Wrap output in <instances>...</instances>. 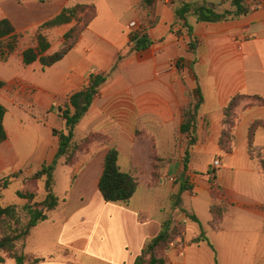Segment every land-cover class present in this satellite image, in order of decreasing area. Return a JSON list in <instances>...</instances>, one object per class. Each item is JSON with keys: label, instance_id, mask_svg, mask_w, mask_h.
Listing matches in <instances>:
<instances>
[{"label": "crops", "instance_id": "0c3cea01", "mask_svg": "<svg viewBox=\"0 0 264 264\" xmlns=\"http://www.w3.org/2000/svg\"><path fill=\"white\" fill-rule=\"evenodd\" d=\"M139 1L0 0V20L9 19L12 22L14 35L23 33V26H17V23L33 21L40 25L71 4L94 3L97 9L96 18L80 35L73 49L55 64H64L67 72L62 73L61 77H53L43 85L34 76H29V72L35 73L36 67L26 72H13L9 78L0 75L1 80L9 79L10 85L21 90L32 89L27 96L28 104L39 105L46 111L58 108L70 94L83 87L90 74L109 71L121 54L123 60L100 86L98 97L78 125V135L103 131L115 137V143L121 140L131 147L136 142L141 145L146 143L135 136L136 127L141 125L157 144L164 145L165 155L173 152L176 139L182 145L178 160L173 162L178 167L177 173L169 175V170H163L156 188H149L147 179L141 191L138 183L137 191L128 204L106 203L98 191L108 148L86 157L74 171H68L62 195H56L61 202L64 201L63 205L33 230L25 243V252L44 259L37 264H134L143 244L159 233L163 222L170 220L173 207L171 197L177 196L182 179L187 176L192 187L181 194L180 207L196 216L191 206H185L183 195L187 193L192 198L204 192L210 198L208 173L212 170L213 162L218 160L220 165L215 171L216 180L225 189V198L232 206L220 230L212 231L219 234L216 241L210 242L207 238L216 251L217 264H264V175L259 171H219L226 160H235L238 156L246 158L251 164L247 152L248 128L253 121L264 122V107L254 106L244 111L242 107L237 108L233 152L224 154V158L214 159L208 166L210 171L207 168L203 171L201 166L204 155L219 157V153H222L218 148L222 111L229 100L238 93L264 97V1H251V11L235 20L197 23L192 16L186 22L177 21L174 14L176 2L159 0L156 6L159 20L148 31L152 45L144 51L127 54L128 24L136 20L135 6ZM183 1L191 4L203 1L219 3V0ZM31 6L36 8V16L29 10ZM114 6L129 9L127 11L131 17L127 22H105L108 11ZM26 15H29V19L25 18ZM71 25H62L51 31L66 27V32ZM193 41L194 51L190 48ZM31 46H35V43ZM52 48L49 53L55 51ZM13 57L14 54H11L8 62ZM35 64L38 63L26 67ZM59 79L62 81L57 87ZM197 89L204 101L195 128L184 136L178 133L182 123L181 111L191 101L190 94ZM15 99L7 95L4 87L0 88V104L7 110L3 118L7 139L0 143V175L22 172L31 176L43 162L53 160L57 151V137L49 134L46 125L44 137L39 139L41 142L38 140L41 144L36 156L38 166L33 171L27 168V159L20 150L25 121L14 114L11 120L8 119L9 107L23 111L14 106ZM188 140L193 141L189 147ZM254 143L264 147L263 128L256 129ZM146 144L149 153V145ZM187 157L190 162L186 163L184 170ZM147 158L146 177H149V154ZM58 164H63L62 160ZM127 164V170L120 169L130 173L141 171L137 167V159L132 158L131 165L129 162ZM23 169L28 171H21ZM166 175L168 183L162 181ZM169 177H178V182L170 183ZM167 184L172 187L169 188ZM207 209L208 216L204 223L209 226V206ZM178 210L176 208L173 212V221ZM197 233L193 237H197ZM182 241V255L175 248L165 253L171 264H199L200 258L203 259L201 254L205 256V264H214V253L207 242L192 247L188 241ZM66 250L69 256L64 254ZM187 256L192 257L188 259ZM0 264L15 262L6 259Z\"/></svg>", "mask_w": 264, "mask_h": 264}, {"label": "trees", "instance_id": "16d2710c", "mask_svg": "<svg viewBox=\"0 0 264 264\" xmlns=\"http://www.w3.org/2000/svg\"><path fill=\"white\" fill-rule=\"evenodd\" d=\"M171 1H175L177 4L174 10L177 21L186 22L187 18L192 16L197 23H219L247 15L251 11L250 2L253 0H221L219 3L203 1L200 4H191L183 0ZM158 2L159 0H140L137 3V9L148 12L149 15L153 16V19L149 21L146 32L143 35L129 38L126 47L127 54L144 51L152 45L148 31L159 20L156 14ZM96 16L97 9L94 3H75L63 7L54 18L38 26L35 33V46L27 47L21 53L22 65L26 67L37 62L42 69H45L60 62L73 49L80 35L88 28ZM66 24L72 25L63 34L62 46L58 50L49 53L51 44L47 40L45 31ZM14 32L15 28L9 19L0 20V62H6L16 50L18 43ZM190 48L194 51L195 41L190 44ZM123 58L124 56L119 54L115 64L107 72L90 74L83 87L79 91L70 94L63 105L58 107L61 127L60 129L53 128L51 131L52 135L57 137V151L50 163L43 162L39 170L29 177L22 178V172L0 175V263H3L6 259L13 260L15 264H37L44 260L33 254L26 253L25 243L32 235L33 230L47 220L51 212L64 203V201L61 202L59 200L53 189V173L58 161L62 159L64 165L74 170L78 162V154L81 151L88 152L97 143L105 146L109 145V142H107L109 137L105 133L92 131L77 137L76 130L83 118L87 116L100 86L117 69ZM2 85L3 82L0 81V87ZM192 94H190L191 101L181 111L182 123L179 126L178 133L184 136H187L195 128L198 112L204 101L199 89ZM254 106L264 107V97L238 93L224 107L222 111L221 136L218 142V148L223 154H231L233 152L234 117L237 108L242 107L244 111L246 108ZM6 111V108L0 104V143L7 139L3 126V118ZM257 128L264 129V122L253 121L250 124L247 133V152L253 167H256L264 175V147H258L254 143ZM186 155H188V152H186ZM118 159L119 151L116 145L108 146L103 159L98 191L106 203L128 204L137 191L138 178L135 174L122 171L119 167ZM156 160H159L158 157L153 155L150 163V177L147 183L149 188H156L161 176H163V170H158V166L155 164ZM186 168L185 162L184 170ZM19 178L23 179V182L21 188L15 192V195L18 199L24 201L20 210L16 205H3L1 202L3 191L10 186L13 180H18ZM214 180H216L215 174L212 180L208 181L211 201L209 205L211 214L209 226L213 231H218L232 204L227 198H224L226 196L225 189L219 186L223 199L216 203ZM33 186L34 190L31 189ZM188 190L190 191L191 187L187 186L186 181L183 180L179 193L175 197L177 203L174 202L173 209H180L186 218L199 223L194 214L179 206L181 194ZM177 237H180L179 227L170 220L163 222L159 233L143 244L134 264H171L165 253L168 250V245ZM193 241L194 243L207 242L209 244L208 239L203 234L198 235ZM209 246L214 253L216 261V251L211 244ZM64 254L69 256L67 250Z\"/></svg>", "mask_w": 264, "mask_h": 264}, {"label": "rangeland", "instance_id": "374dc122", "mask_svg": "<svg viewBox=\"0 0 264 264\" xmlns=\"http://www.w3.org/2000/svg\"><path fill=\"white\" fill-rule=\"evenodd\" d=\"M220 1L221 0H219V2ZM37 2H39V1H37ZM29 10L32 11V13L34 15L37 14L35 7L31 6L29 8ZM127 10H129V9H127L126 7L114 6L111 11H108V13H107L108 16H106L105 22L106 23H112V24H116V23L117 24L118 23L124 24L131 17L130 12ZM135 11H136V15H137L136 20L138 22H140L141 24H143L144 27H147L149 21L153 19V16L149 15L148 12H146V11H139L137 9V5L135 6ZM40 16H43V14H41ZM25 18L29 19V15H26ZM18 25L23 26V28H22L23 33H19V34L15 35L18 44H17L16 50L13 53L14 57L12 58V60L10 62H8L9 59L6 62H0V75L1 76L3 75V76H5L4 78H9L13 72L16 73V71H19V70L26 72V71H30L31 68L36 67L37 70L35 71V73L29 72V76H34L37 81L41 82V84H43V85H46L47 83H49L50 80H52L51 78L61 77L62 73L67 72L64 69V64L54 65L51 68H45V69H42L41 67H39L38 64H35L32 67H24L21 64L20 51L23 50L25 47H29L33 43H35V33H36V30H37L39 25H36V23H33V21L32 22L23 21L20 24L17 23V26ZM65 30H66V27H61V28H58L57 30H54L53 32L51 30L45 31V35L47 37V40L50 42L51 46H53L52 50L55 49V51H56L62 46V43H63L62 37H63ZM0 81L3 82V85L1 87H4V89H6L7 95L10 97L16 98L14 106H18L23 110L21 112H18V111H15L12 107H9L8 119L11 120L13 118V116L15 115V116H19V118L24 119V121H25V125L23 124V126H22L24 133L22 134L23 136H21V139H20V150H21V153L23 154V156H25L27 159L26 160L27 168H31V171H33L38 166V163L36 162V156H37V153L41 147V144H40L41 141L39 139L44 137V132H46V125L48 126L49 134L52 133L51 131L53 128L60 129V127H61V118H60V114L58 112V108L54 107V108L50 109L49 111H46L42 107H40L39 105L31 106L27 102V96H29L30 90L32 91V89L29 90L28 88H26V90H21L20 88H17L16 86L10 85L9 79H6V80L0 79ZM61 81L62 80L59 79V83H58L57 87L60 86ZM98 95H99V92L95 96V98L98 97ZM57 100H58V103L62 104V102L59 99H57ZM32 118L36 119L39 122L34 121ZM78 132L79 131L76 130V134H77L76 136L81 137V136H83L89 132H92V131H89V132L84 133V134H79V135H78ZM95 132L105 133L109 137L107 139L108 140L107 142H109V145L105 146V145L97 143L91 147L90 151H88V152H84V151L82 152L81 151L77 157L78 158L77 165L81 164L83 162V160L86 157H88L89 155H90V157H92L94 155V153H97V151L100 152L102 150H105V148H108V146H110V145H116L117 149L118 148L120 149V151L118 149V151H119L118 164L122 170L128 169L127 162H129L131 165L132 158L137 159V167L141 171H139V172L133 171L132 174H135V176L138 178V183L141 186V191L144 189V187L146 185V184L144 185V181H146L150 177V176L146 177L147 173H148V171H147V159H148L147 155L148 154H149L150 160H151L153 155L155 157H158L159 160H156V163H155L158 166V170H160V171L161 170H169L168 171L169 175L177 173L178 167L175 166V164L173 162H176L178 160V151L180 153V150L182 148L181 141H179V139L175 140V146H174L173 152L172 151L168 152L165 155V152H163L164 145L163 144H160V145L157 144L154 137H152V135L148 133V130L141 125L140 126L138 125L136 127L135 136L138 140H142V142L146 141V143H148L149 153H148V146L146 143L141 145L140 142L139 143L136 142L133 146L130 147L129 144H127L121 140L117 141L119 143H115V137H113L112 135H110L106 132H103V131H95ZM38 140L40 141L39 143H38ZM192 144H193L192 140L187 141L188 147ZM218 156L219 157H217V156L213 157L212 155H210V156L204 155L202 157L203 159L201 161L202 170L204 171V169L207 168L208 171H210L208 166H211L214 159L224 158V154H222V153H219ZM232 159L233 158H229L228 160H226L224 167L220 168L219 171L220 170L223 172H225V171H259L256 167H253V165L250 164L246 160V158H242L241 156H238L235 160H232ZM60 160H62V159H60ZM186 160H187L186 163L188 164L190 162V158L187 157ZM181 161L184 162L182 159H181ZM62 162H63V160H62ZM77 165H76V167H77ZM76 167H75V169H76ZM74 170L70 169V167H68L64 164H58L56 166V168L54 170V186H53V189H54V193L58 197H61L62 190L65 188L64 182L67 180L68 171H74ZM21 171H28V170L23 169ZM83 171H84V169H83ZM167 176L168 175H166V177L162 179V181L165 180L164 181L165 183H168V182H166ZM21 177L22 178L29 177V175L23 174ZM161 178H162V176H161ZM175 178H177L176 182H178V177H175ZM183 180L186 181L187 186L192 187V183L190 181L189 176L182 179V181ZM209 180L211 181L212 179H209ZM22 182H23V179H20V178L18 180H13L11 182L10 186L6 190L3 191L2 200H1L3 205H16L19 210L21 209L22 205L24 204V201L18 199L15 195V192L21 188ZM147 183H148V180H147ZM213 183L216 187L214 190V196L217 199L216 203H219L220 200L223 199L222 192L219 189L220 186H219L218 181L214 180ZM172 184H174V183H172ZM167 185H169V188L172 187V185H170V184H167ZM207 186L209 187V184H207ZM31 189L34 190V186L31 187ZM38 191H39V188H38ZM183 198L185 200V202H184L185 206H187V207L191 206V209L196 214V216L198 217L200 222L197 224H194L192 220H189L188 218H186L185 215H183V213H181L179 210L177 211L178 212L177 215H175V221H173V218H174L173 212L175 211V209H173L172 206L174 205V202L177 203V201L175 200L174 195H173L171 197L172 209L170 212L171 213L170 221L175 223V225L179 227L180 237H177L176 239H178V238H180L181 240L184 239L185 243H187V241H188V244H191L190 246L195 247L196 244H198V243H194L193 239L196 237H193V235L195 232H198L197 233L198 235L203 234L204 237L206 235V238H208L210 240V242L216 241V239L219 237L218 236L219 234H215L214 232H212L213 230L210 228V226H208L206 222L204 223V219L207 218V216H208L207 207L209 206V203H211L209 195L204 193V192H201V193L197 194V197L190 198L187 195V193H185L183 195ZM186 201L189 203H186ZM180 205H181V203H179V206ZM186 211H188V210H186ZM188 212L191 213L190 211H188ZM188 255H190V254H188ZM191 257L192 256H187L188 259ZM201 257H203V259L200 258L199 264H205L206 263L205 259H204L205 256L201 254ZM213 258H214V264H217V258H216V261H215V256ZM192 264H195V263L193 262Z\"/></svg>", "mask_w": 264, "mask_h": 264}, {"label": "built area", "instance_id": "2783aa9c", "mask_svg": "<svg viewBox=\"0 0 264 264\" xmlns=\"http://www.w3.org/2000/svg\"><path fill=\"white\" fill-rule=\"evenodd\" d=\"M128 29H129L128 38H133L135 36H141V35H143L146 32V27H144V25L141 24L140 22H138L137 20L131 21L128 24ZM219 165H220V163H219L218 160H215L213 162L212 170L208 173V178L209 179L213 178V176L215 174V171L219 167ZM168 181L170 183H175L176 182V178L175 177H169ZM182 243H183V241L180 238L175 239L174 241H172L168 245V249H171V248L178 249L179 250L178 251L179 255H182Z\"/></svg>", "mask_w": 264, "mask_h": 264}]
</instances>
